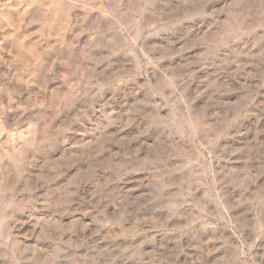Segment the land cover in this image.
<instances>
[{
  "label": "rangeland",
  "instance_id": "obj_1",
  "mask_svg": "<svg viewBox=\"0 0 264 264\" xmlns=\"http://www.w3.org/2000/svg\"><path fill=\"white\" fill-rule=\"evenodd\" d=\"M123 7L0 35V264H264V0Z\"/></svg>",
  "mask_w": 264,
  "mask_h": 264
},
{
  "label": "bare ground",
  "instance_id": "obj_2",
  "mask_svg": "<svg viewBox=\"0 0 264 264\" xmlns=\"http://www.w3.org/2000/svg\"><path fill=\"white\" fill-rule=\"evenodd\" d=\"M124 1L125 0H101L99 1L100 5L97 7L98 10L96 12H91L92 8L88 7L91 3L87 0L82 4H80L81 2L76 3L73 0H0V35L3 39L5 38V40H11V47L17 52L16 55H21L30 64L33 63L38 67V65L41 64L40 61L43 58H47L52 51L50 50L52 47H50L48 43V37L54 30L57 33L56 40L60 45L54 41L55 44L53 46L59 49H65V52L68 53V57H77L78 62L85 63L84 65H86V53L83 52L84 49L82 50V47H80V49L78 47L85 40H87L89 44L93 43L94 37L92 36L93 38H91L89 35L86 37H84L85 35H77V37L74 36L75 38L71 37L70 34L73 23L78 20L86 21L94 25L97 29H104L108 23H114L115 25L114 18H116V16L114 14L119 16L120 19H124V22L125 19L129 17V15L125 13V7H123ZM34 11H36L39 16L37 22L34 21ZM106 11L112 12L113 14L110 16L106 14ZM119 27L120 25L118 28ZM45 37H47L48 40L45 39ZM70 37L71 39L73 38L71 40L72 46L70 48L62 47L61 43L70 39ZM15 80L16 79H14V81ZM17 80L15 84L20 88V84ZM126 100L127 99H125V101Z\"/></svg>",
  "mask_w": 264,
  "mask_h": 264
}]
</instances>
